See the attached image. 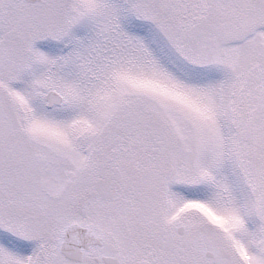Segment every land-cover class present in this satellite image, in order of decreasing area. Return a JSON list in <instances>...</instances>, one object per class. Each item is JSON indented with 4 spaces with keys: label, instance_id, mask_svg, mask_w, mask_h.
<instances>
[{
    "label": "snow or ice",
    "instance_id": "1",
    "mask_svg": "<svg viewBox=\"0 0 264 264\" xmlns=\"http://www.w3.org/2000/svg\"><path fill=\"white\" fill-rule=\"evenodd\" d=\"M0 264H264V0H0Z\"/></svg>",
    "mask_w": 264,
    "mask_h": 264
}]
</instances>
